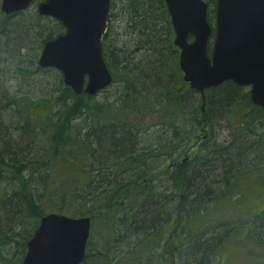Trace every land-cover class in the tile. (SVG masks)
<instances>
[{
	"label": "trees",
	"instance_id": "trees-1",
	"mask_svg": "<svg viewBox=\"0 0 264 264\" xmlns=\"http://www.w3.org/2000/svg\"><path fill=\"white\" fill-rule=\"evenodd\" d=\"M112 8L103 38L114 77L112 100L76 95L52 68L37 67L47 72L37 80L29 68L22 70L25 80L17 88L49 95L35 103L12 97L14 82L0 90V182L10 183L0 194V239L20 247L18 255L3 249L0 264H23L27 242L50 213L91 218L81 264H161L166 232L178 211L185 220L171 231L177 232V262L214 264L239 231L224 219L228 203L238 208L233 197L241 194L243 181L258 176L256 183L264 187V109L243 115L249 94L231 83L206 94L203 114L209 119L225 113L235 133L230 142L204 141L189 167L183 168L179 157L171 162L168 187L154 175V161L175 155L188 139L189 124L200 114L197 108L190 117L188 104L200 96L183 86L164 0H116ZM63 33L61 23L36 10L2 16L0 67L38 38L44 46ZM42 100L43 111L35 118L27 106L38 107ZM217 187L222 193L208 203ZM257 214L249 233L251 242L264 248V210ZM209 217L214 224L207 223ZM207 225H214L208 235Z\"/></svg>",
	"mask_w": 264,
	"mask_h": 264
},
{
	"label": "water",
	"instance_id": "water-1",
	"mask_svg": "<svg viewBox=\"0 0 264 264\" xmlns=\"http://www.w3.org/2000/svg\"><path fill=\"white\" fill-rule=\"evenodd\" d=\"M34 0H2L1 10L12 14ZM181 50L185 81L205 99V91L226 82L250 86L252 101L264 107V0H217L216 44L204 0H164ZM111 0H46L39 13L62 23L65 34L48 41L39 59L55 68L75 94L94 95L112 83L102 38ZM193 38L189 42V37ZM87 79V81H86ZM204 111V108H203ZM91 218L57 213L43 216L27 244L23 264H81L90 236Z\"/></svg>",
	"mask_w": 264,
	"mask_h": 264
},
{
	"label": "rangeland",
	"instance_id": "rangeland-1",
	"mask_svg": "<svg viewBox=\"0 0 264 264\" xmlns=\"http://www.w3.org/2000/svg\"><path fill=\"white\" fill-rule=\"evenodd\" d=\"M0 0V4H1ZM214 4L209 6V11L212 14V22L211 24L214 26ZM0 16H3V13L0 9ZM0 17V18H1ZM117 25V24H116ZM42 43L40 40H37L35 42H32L30 44V47L25 49L20 55L23 56L14 58L9 62L7 66L1 67L0 70V90L4 87L12 86V82H14L15 89L11 90V96L16 98L26 97V99L32 101L33 103L37 102L38 99H41L42 96H46L48 93L34 90L28 88L26 85L25 88H17L22 85V82L25 80L23 74L25 72H22V70H31V72H34V79L37 80L38 78H41L43 75H47L46 73L42 71H38L35 64L38 63V58L41 53ZM0 65H2L0 63ZM49 75V74H48ZM31 76V75H30ZM34 80V81H35ZM17 89V90H16ZM114 89L109 88L107 92L99 94L96 99L100 102L107 103L110 100H112V91ZM29 95V96H28ZM49 96V95H47ZM11 97V98H12ZM194 101V99H193ZM27 102V101H26ZM40 104L38 107H35L33 105H28L27 109H29V112L31 111V114L37 117L36 113H42L43 107H44V100L38 101ZM54 102V101H52ZM195 107L199 108V105L196 104L194 101V104H188V108L191 110L189 112V115H194ZM222 112V114L213 115V130L212 128L208 129L209 133L212 132L214 134V141L216 143H229L231 138L234 136L233 127L231 126V123L229 120H227V117L225 113ZM230 120L232 121L233 125H235L236 128H238L240 125L239 123L236 124V121H233L234 119H231L230 116H228ZM259 125V123L257 124ZM256 127V126H255ZM240 128V127H239ZM206 130V129H205ZM189 133V130H187ZM196 132V133H195ZM199 131L190 132L188 139L186 140L187 146H185L184 151L180 154L179 159L184 158L185 156H189L192 160L194 157L198 156V143L192 141L191 143H188L189 140L195 139L196 134H198ZM258 132H261V129L259 127ZM202 140H205L208 142V139H205L206 134L204 133V130H202ZM204 135V136H203ZM204 137V138H203ZM194 142V143H193ZM180 159V160H181ZM264 165V164H263ZM156 169V172L154 175L158 176L161 181L163 179L166 181L165 187L169 186V181L167 180L168 177H170L171 169L169 168V163H162L158 164ZM262 176H264V170L262 171ZM259 179V177H252L248 179L247 181L242 182V190L241 194L239 196L233 197L234 199H239L240 204H237L238 208H235L234 205H229L228 203V209L230 210V214L228 217L226 216L224 219L228 222V225L231 226L233 229L238 227L239 231H237L233 236L232 243L230 245H227L226 250L222 253V257L218 260L214 261V264H264V248L261 245L255 244L253 241V235L249 233V230L251 229V226L253 227V218L255 215H258L257 213H260L264 210V187L261 185H258L256 183V179ZM56 180V179H55ZM264 182V181H263ZM262 182V183H263ZM10 183L7 182H0V194L5 192V189ZM10 188V185H9ZM185 218L182 212L174 213V221L173 224L170 225V228L167 229L166 232V238L165 242L162 245L160 254L162 255L161 264H179L177 260L175 259V234H172L171 231H173L174 226L180 227L182 226ZM31 223V220L28 218L27 221L24 223L26 226H29ZM211 224H214L212 222ZM173 226V227H172ZM235 227V228H234ZM21 229V228H20ZM180 228H178L179 230ZM251 232V231H250ZM250 234V235H249ZM168 237V238H167ZM237 239V240H236ZM2 248H0V252L2 253ZM7 249H5L3 252H6ZM13 250L17 253L20 250V247H18L16 244L11 246V248H8L7 251ZM16 255V257H17ZM217 261V262H216Z\"/></svg>",
	"mask_w": 264,
	"mask_h": 264
},
{
	"label": "flooded vegetation",
	"instance_id": "flooded-vegetation-1",
	"mask_svg": "<svg viewBox=\"0 0 264 264\" xmlns=\"http://www.w3.org/2000/svg\"><path fill=\"white\" fill-rule=\"evenodd\" d=\"M41 2H46V0H34V1H32L30 4H29V6H28V8H26V9H24V10H21V11H18V12H14V13H12V14H6V13H3V16L4 17H7V16H11V15H14V14H20V13H22V12H25V11H27V10H31V11H33V10H36L37 11V13H38V15L39 16H41V17H48L49 19H51L52 21H58L57 19H55V18H53V17H50V16H44V15H42V14H40L39 13V6H40V3ZM115 2H116V0H111V3H110V10H109V14H108V19H109V15H110V11H111V9H113L112 8V6L115 4ZM0 9H1V4H0ZM115 10V9H114ZM217 10H218V1L217 0H214V35H212L211 36V39H210V41H209V46L208 47H211L212 48V43L214 42V47H215V44H216V38H217V35H216V28H217ZM167 11H168V9H167ZM168 13H169V11H168ZM170 17V16H169ZM108 19H107V26H108ZM171 20V19H170ZM1 21H3V20H1ZM59 22V21H58ZM60 23V22H59ZM172 24V23H171ZM38 25H40L41 27H42V23H40V24H38ZM61 25H62V23H61ZM172 29H173V33H174V28H173V26H172ZM106 31H107V27H106ZM64 33H65V31H64ZM63 33V34H64ZM105 34H106V32H105ZM104 34V35H105ZM59 37V36H58ZM57 37H55L54 39H56ZM103 38H104V36H103ZM103 38H102V47H103ZM190 40H189V42H192L193 40H192V38H189ZM38 40H40L39 38H38ZM176 47V46H175ZM177 49H175V51H177V53H178V57L180 58V53H181V51H180V49L178 48V47H176ZM42 49H43V46H42V48H41V52H42ZM23 52V51H22ZM21 52V53H22ZM41 54V53H40ZM103 54H104V47H103ZM21 57H23V56H19V61H20V58ZM104 57H105V55H104ZM106 60V59H105ZM179 60V59H178ZM40 68L41 69V67L38 65V63L36 64V68ZM179 67H180V71H181V73H182V75H183V81H184V83H183V86H184V84L185 85H187L188 87H189V89L190 90H192V91H195L196 92V94L198 95V97L200 96V98H197L196 99V104H198V105H200L199 106V111H200V114H197V112H196V109L198 108V107H195V112H196V116H195V118H194V120H192L191 121V123L189 124V128H188V130H189V133H188V136L192 133V132H194V131H199L198 132V134H196V136H195V139H190L189 140V142L188 143H191L192 141H194V142H196V143H198V145H197V148H198V152H199V149H200V147H201V145H202V143L205 141V140H202L201 139V137H202V130H204V133L206 134V136H205V139L207 138L208 139V143H211V144H214V134H212V132H210L209 133V131H208V129H210V128H212V130H213V126H214V124H213V118L211 117V118H207V117H204L203 116V114H205V112H206V109H207V106L209 107V104H208V101H207V97H206V94H208V93H210L211 92V90L212 89H215V88H217V87H219V86H217V87H214V88H211V89H208L207 91H205V93H204V95H205V99L203 100V97H202V94L200 93V92H198L197 90H195V89H192L191 88V86H190V84L187 82V81H185V79H184V73H183V71H182V69H181V66H180V63H179ZM87 81V80H86ZM226 83H231V84H233V85H235L234 83H232V82H226ZM225 84V83H224ZM223 85V84H222ZM221 86V85H220ZM236 87H238L237 85H235ZM239 89H242V92H241V94H243V92H246L247 94H249V103H248V105H246L245 106V108H244V111H243V115H245V110H246V114L247 115H249V114H252V112L254 111V109H256V108H258V109H264V107H262V106H260V105H257V104H255L253 101H252V99H251V92H250V86H243V87H238ZM203 108H204V111H203ZM241 111V110H240ZM195 114V113H194ZM239 115H242V113H238ZM251 116V115H250ZM190 117H193V115H191ZM245 117V116H244ZM207 118V119H206ZM248 118H250V117H248ZM229 120V119H228ZM206 129V130H205ZM191 132V133H190ZM196 133V132H195ZM204 136V135H203ZM204 138V137H203ZM206 139V140H207ZM213 140V141H212ZM193 142V143H194ZM185 146H187V144H186V142H185V144H183V147H182V149H180L179 150V153L181 154L183 151H184V148H185ZM184 159V158H183ZM188 159H190V157L188 156H185V159L183 160V161H180V163L182 164V166H184V163L186 162V161H189ZM182 160V159H181ZM191 161V160H190ZM173 165L174 164H170L169 165V168L170 169H173ZM185 167V166H184Z\"/></svg>",
	"mask_w": 264,
	"mask_h": 264
},
{
	"label": "bare ground",
	"instance_id": "bare-ground-1",
	"mask_svg": "<svg viewBox=\"0 0 264 264\" xmlns=\"http://www.w3.org/2000/svg\"><path fill=\"white\" fill-rule=\"evenodd\" d=\"M0 70H3V69H1V67H0ZM1 93V92H0ZM183 147V146H182ZM182 147H179V148H176L175 149V151H178L175 155H171V156H168V158H163V160L160 158V160H157V161H154V163L155 164H162V163H174L175 162V160L176 159H178V157L180 156V153H179V150L180 149H182ZM215 154V152L213 151L212 153H211V155H214ZM181 159V158H180ZM184 159L182 158V160H180V161H183ZM192 164H194L192 161H186L185 163H184V166L185 167H183V168H186V167H189L190 165H192ZM185 173H186V171H185ZM103 178H107L104 174H103V176H102ZM225 182H227V180H225L224 181V184H226ZM216 190H218V191H216V193L214 192V193H212L211 195H210V198H208L206 201L208 202V203H210V202H212L213 200H214V196H217L218 194H221L222 193V190L223 189H218V187L216 188ZM185 207L186 208H188L189 207V204H186L185 205ZM211 222H214V218L213 217H209L208 218V220H207V223H211ZM207 229H205L206 230V234L208 235V234H210V233H212V232H214V225H207V227H206ZM4 239H0V248H2V249H7L8 250V248H11V246H13L12 244L10 245V246H7L6 244H2V241H3ZM27 244H28V242H27ZM27 248V247H26ZM7 250H6V252H7ZM26 253H27V251H26ZM26 255V254H25ZM24 258H25V256H24ZM24 258H23V261H24ZM23 261H22V263H23Z\"/></svg>",
	"mask_w": 264,
	"mask_h": 264
}]
</instances>
